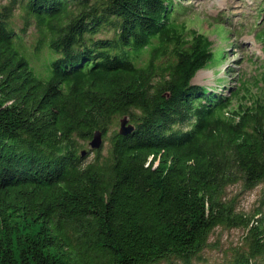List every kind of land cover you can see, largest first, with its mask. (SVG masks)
Listing matches in <instances>:
<instances>
[{"label": "trees", "instance_id": "trees-1", "mask_svg": "<svg viewBox=\"0 0 264 264\" xmlns=\"http://www.w3.org/2000/svg\"><path fill=\"white\" fill-rule=\"evenodd\" d=\"M185 11L176 0L0 5V264H195L219 227L248 231L221 264H264V213L225 198L237 183L264 186V85L258 97L195 85L215 44L180 23ZM125 116L133 129L87 161L81 142Z\"/></svg>", "mask_w": 264, "mask_h": 264}, {"label": "rangeland", "instance_id": "rangeland-1", "mask_svg": "<svg viewBox=\"0 0 264 264\" xmlns=\"http://www.w3.org/2000/svg\"><path fill=\"white\" fill-rule=\"evenodd\" d=\"M183 4L186 11L179 16L180 23L186 22L190 29H198L208 35L214 42L215 58L205 69L198 72L193 83L208 87L217 95L229 96V89L241 88L242 96L247 90L258 97L260 87L264 85V43L257 35L264 32V0H176ZM7 3L2 0L0 5ZM16 26L25 27L21 13L16 12ZM37 30L29 28L26 40L31 48L37 42ZM48 50L44 52L46 56ZM44 57L40 62L34 61L35 72L46 74ZM238 101L232 102L231 111L237 110ZM127 119V126L132 120L129 116L122 117L111 125L107 134H101L102 148L106 153L114 132H119L121 121ZM93 141V140H92ZM81 142V151L87 161L93 160L96 153L92 151L91 143ZM88 153V154H87ZM227 200H234L237 213L246 216H256L264 213V186L253 191L245 190L241 183L228 187L225 193ZM259 216H257L258 218ZM247 229L236 227H219L210 236L208 248L201 254L202 260L195 264H221L232 256L236 249L242 248L246 242ZM176 264V263H175ZM180 264V263H177Z\"/></svg>", "mask_w": 264, "mask_h": 264}, {"label": "water", "instance_id": "water-1", "mask_svg": "<svg viewBox=\"0 0 264 264\" xmlns=\"http://www.w3.org/2000/svg\"><path fill=\"white\" fill-rule=\"evenodd\" d=\"M128 124V120L127 119H124L121 121V128H120V134L121 135H127L132 129H133V126L132 125H129L127 126ZM101 134L100 132L96 133L92 143H91V147H92V151H97V150H100L103 146L102 144V140H101Z\"/></svg>", "mask_w": 264, "mask_h": 264}]
</instances>
